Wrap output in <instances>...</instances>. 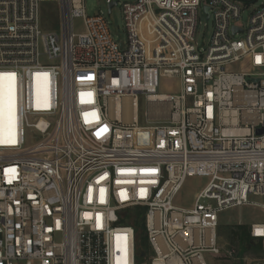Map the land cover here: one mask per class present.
Instances as JSON below:
<instances>
[{
    "label": "built area",
    "instance_id": "obj_1",
    "mask_svg": "<svg viewBox=\"0 0 264 264\" xmlns=\"http://www.w3.org/2000/svg\"><path fill=\"white\" fill-rule=\"evenodd\" d=\"M105 2L125 42L85 0H0V264H137V213L149 264H206L219 212L264 210V0L246 27L256 0ZM189 177L209 181L184 210ZM248 235L264 250V224Z\"/></svg>",
    "mask_w": 264,
    "mask_h": 264
},
{
    "label": "rangeland",
    "instance_id": "obj_2",
    "mask_svg": "<svg viewBox=\"0 0 264 264\" xmlns=\"http://www.w3.org/2000/svg\"><path fill=\"white\" fill-rule=\"evenodd\" d=\"M135 0H119V4L123 2H134ZM262 0L250 4L247 9L243 11L240 17L241 26L246 27L250 14L256 10ZM85 10L88 16H94L101 13L108 22V29L112 39L117 42H125L126 36L123 26V18L121 6L118 5L113 8L111 14L108 15V8L105 0H85ZM44 28H48V24L43 23ZM76 30L79 29V22L75 23ZM212 22L206 19V16L201 11L198 13V23L195 32V42L198 47H205L212 34ZM179 86L176 82L169 79L159 80L158 94H173L176 93ZM137 108L138 118L141 124H144V114L148 107L144 100L139 98ZM190 103V100H188ZM152 112V108H150ZM112 117V115H111ZM130 117V116H129ZM130 118L123 116L122 121L128 123ZM153 121V120H152ZM164 121V120H161ZM151 122V121H150ZM209 179L206 177H189L186 179L181 191L176 195L173 205L177 208L190 210L194 206L195 198L198 193L207 185ZM260 201L254 199V202ZM218 228L217 239L219 244V255L217 257L204 254L206 264H242V260H246V264H264V250L258 246L250 245L241 233L245 229L246 235L251 225L264 224V210L254 206H242L230 208L218 213ZM236 232L237 238L232 236ZM148 264V262L144 263Z\"/></svg>",
    "mask_w": 264,
    "mask_h": 264
},
{
    "label": "trees",
    "instance_id": "obj_3",
    "mask_svg": "<svg viewBox=\"0 0 264 264\" xmlns=\"http://www.w3.org/2000/svg\"><path fill=\"white\" fill-rule=\"evenodd\" d=\"M56 14L55 10L46 7L42 11V23L47 24L50 22L51 24H55ZM128 225H131L134 227L136 235H137V256H136V262L137 264H144L148 262L149 264V257H150V251L147 245L146 235H145V227H144V219L140 214H136L135 216L131 217L127 222ZM239 229H242L243 238L250 244V238L249 235H246L245 229L239 227ZM232 236L237 238V233H232ZM239 237V236H238ZM258 247H261L259 244H257ZM143 254V256L141 255Z\"/></svg>",
    "mask_w": 264,
    "mask_h": 264
},
{
    "label": "water",
    "instance_id": "obj_4",
    "mask_svg": "<svg viewBox=\"0 0 264 264\" xmlns=\"http://www.w3.org/2000/svg\"><path fill=\"white\" fill-rule=\"evenodd\" d=\"M113 5H115L114 3H112V4H110L109 5V7H108V12H110V9H111V7L113 6ZM207 9H205V11H206ZM241 30H239V29H237V28H235V27H233L232 28V33H235V32H240ZM264 133V128H262V129H258L257 131H256V135H262ZM257 242L256 241H254V240H251L250 241V245H252V246H257ZM142 256H143V254H141Z\"/></svg>",
    "mask_w": 264,
    "mask_h": 264
},
{
    "label": "snow or ice",
    "instance_id": "obj_5",
    "mask_svg": "<svg viewBox=\"0 0 264 264\" xmlns=\"http://www.w3.org/2000/svg\"><path fill=\"white\" fill-rule=\"evenodd\" d=\"M9 103L11 104V100H9Z\"/></svg>",
    "mask_w": 264,
    "mask_h": 264
},
{
    "label": "bare ground",
    "instance_id": "obj_6",
    "mask_svg": "<svg viewBox=\"0 0 264 264\" xmlns=\"http://www.w3.org/2000/svg\"><path fill=\"white\" fill-rule=\"evenodd\" d=\"M128 118H130L129 116H128ZM129 121V120H128Z\"/></svg>",
    "mask_w": 264,
    "mask_h": 264
}]
</instances>
